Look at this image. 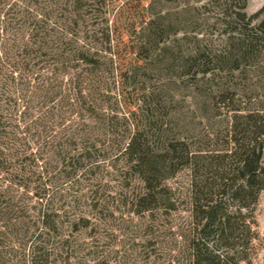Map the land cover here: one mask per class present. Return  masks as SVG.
Listing matches in <instances>:
<instances>
[{
    "label": "trees",
    "instance_id": "16d2710c",
    "mask_svg": "<svg viewBox=\"0 0 264 264\" xmlns=\"http://www.w3.org/2000/svg\"><path fill=\"white\" fill-rule=\"evenodd\" d=\"M247 6L0 0V264H67L91 225L71 200L99 209L116 176L178 264H253L264 4Z\"/></svg>",
    "mask_w": 264,
    "mask_h": 264
},
{
    "label": "rangeland",
    "instance_id": "374dc122",
    "mask_svg": "<svg viewBox=\"0 0 264 264\" xmlns=\"http://www.w3.org/2000/svg\"><path fill=\"white\" fill-rule=\"evenodd\" d=\"M263 4L264 0H248L247 13L256 12ZM185 178L186 174L180 173L171 182L178 184ZM124 183L117 176L115 179L106 177L94 200L100 199L101 207L97 210L87 204L91 203L94 192L87 193L91 197L71 200L74 205L71 207L72 211H84L90 218L91 225L74 233V249L67 264H178L176 259L170 257L164 243L155 247L150 244L148 215L139 216L129 210V206L125 204V193L132 190V187L128 189ZM137 183L135 181L134 186ZM255 213L260 239L256 242L257 256L253 264H264V191L260 195ZM162 239H168V235ZM10 264H22V261L17 256Z\"/></svg>",
    "mask_w": 264,
    "mask_h": 264
}]
</instances>
